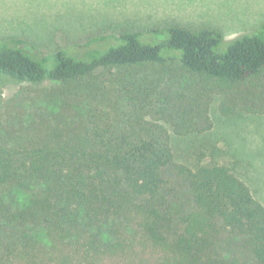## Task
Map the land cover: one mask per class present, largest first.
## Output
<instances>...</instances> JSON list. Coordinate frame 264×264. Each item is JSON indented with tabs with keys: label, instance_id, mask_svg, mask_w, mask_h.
<instances>
[{
	"label": "trees",
	"instance_id": "obj_1",
	"mask_svg": "<svg viewBox=\"0 0 264 264\" xmlns=\"http://www.w3.org/2000/svg\"><path fill=\"white\" fill-rule=\"evenodd\" d=\"M79 48L0 39V78L36 93L0 113V264H264V204L211 143L189 138L180 160L170 132H209L215 97L264 115V22Z\"/></svg>",
	"mask_w": 264,
	"mask_h": 264
},
{
	"label": "rangeland",
	"instance_id": "obj_2",
	"mask_svg": "<svg viewBox=\"0 0 264 264\" xmlns=\"http://www.w3.org/2000/svg\"><path fill=\"white\" fill-rule=\"evenodd\" d=\"M263 22L264 0H0V39H28L45 51L80 49L96 35L165 24L216 26L230 40ZM28 86L1 77L0 113L11 105L29 109L36 93L26 94ZM219 101L215 97L210 105L213 127L203 136H180L170 127L175 151L185 160L189 138L198 140L196 144L207 140L217 159L232 166L264 204V115L227 117L220 112Z\"/></svg>",
	"mask_w": 264,
	"mask_h": 264
}]
</instances>
